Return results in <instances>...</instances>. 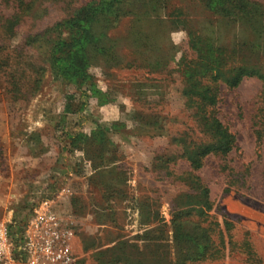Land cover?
Returning a JSON list of instances; mask_svg holds the SVG:
<instances>
[{
  "label": "rangeland",
  "instance_id": "rangeland-1",
  "mask_svg": "<svg viewBox=\"0 0 264 264\" xmlns=\"http://www.w3.org/2000/svg\"><path fill=\"white\" fill-rule=\"evenodd\" d=\"M220 2L0 0L9 230L49 202L73 264H264V80L226 84L238 68L264 76V0ZM69 37L77 75L52 55ZM212 120L233 147L194 169Z\"/></svg>",
  "mask_w": 264,
  "mask_h": 264
},
{
  "label": "built area",
  "instance_id": "built-area-1",
  "mask_svg": "<svg viewBox=\"0 0 264 264\" xmlns=\"http://www.w3.org/2000/svg\"><path fill=\"white\" fill-rule=\"evenodd\" d=\"M9 225V220H0V264H73L70 227L49 202L33 210L20 232Z\"/></svg>",
  "mask_w": 264,
  "mask_h": 264
},
{
  "label": "trees",
  "instance_id": "trees-1",
  "mask_svg": "<svg viewBox=\"0 0 264 264\" xmlns=\"http://www.w3.org/2000/svg\"><path fill=\"white\" fill-rule=\"evenodd\" d=\"M218 3L221 0H211ZM83 17H78L76 21H71L69 24V30H77V33L79 31H82V33L85 31L84 26L81 25L80 21L83 23L91 21L92 18L95 16V10L94 8L88 7L87 12L82 15ZM224 16H233L232 11L226 12ZM81 34V32H79ZM81 37L76 38L75 37H69L66 40H61L57 44L54 45L52 55L55 54L56 58L54 59L55 68L61 73L68 74V73H74L75 75L80 74V70L82 68L80 62L74 67L70 68V59L73 56L78 55V47H77V41H79ZM77 40V41H76ZM190 74H188L189 79H193L195 76L196 71L195 70H189ZM256 75L259 79L264 80V76L259 74L258 72L253 71H247L243 68H238L237 70L233 71V75L231 78H229L226 82V84L229 87H236L243 76H251ZM195 81V80H194ZM193 81V82H194ZM196 82V81H195ZM209 124H206L205 127H207ZM210 126H213V136H214V142L209 145L200 146L195 148L188 156L187 159L190 161L191 166L194 169H198L201 167V159L205 157L208 154H226L228 153L232 147L234 138L232 135L228 134L225 129H223L216 120H212L210 122Z\"/></svg>",
  "mask_w": 264,
  "mask_h": 264
}]
</instances>
